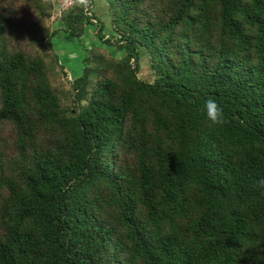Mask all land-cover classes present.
<instances>
[{"label":"trees","instance_id":"trees-1","mask_svg":"<svg viewBox=\"0 0 264 264\" xmlns=\"http://www.w3.org/2000/svg\"><path fill=\"white\" fill-rule=\"evenodd\" d=\"M101 1L69 79L55 0H0V264H264V0Z\"/></svg>","mask_w":264,"mask_h":264},{"label":"rangeland","instance_id":"rangeland-1","mask_svg":"<svg viewBox=\"0 0 264 264\" xmlns=\"http://www.w3.org/2000/svg\"><path fill=\"white\" fill-rule=\"evenodd\" d=\"M62 1L63 0H55V7L51 11L49 17V22L54 29H61L62 27V23L60 21L61 13L59 14L57 12L58 7L60 6V3ZM100 17L101 22L105 24L103 31L108 32L110 30V26L108 24V17L104 14H101ZM51 41L53 50L57 54L60 63L64 65L65 71L69 79H72L81 73L85 57L88 55V48L90 46L92 47L95 45H101L105 47L115 57H119L123 54V51L100 43L95 34L94 25L90 24L85 26V31L79 38L73 37L69 33L61 30L53 35ZM150 69L151 68L149 67L147 58L142 55L140 59V69L138 72L139 77L151 80L153 76Z\"/></svg>","mask_w":264,"mask_h":264},{"label":"clouds","instance_id":"clouds-1","mask_svg":"<svg viewBox=\"0 0 264 264\" xmlns=\"http://www.w3.org/2000/svg\"><path fill=\"white\" fill-rule=\"evenodd\" d=\"M204 111L208 119L214 123L219 124L223 120V108L215 99H207L204 104ZM258 183L264 186V178H261Z\"/></svg>","mask_w":264,"mask_h":264},{"label":"crops","instance_id":"crops-1","mask_svg":"<svg viewBox=\"0 0 264 264\" xmlns=\"http://www.w3.org/2000/svg\"><path fill=\"white\" fill-rule=\"evenodd\" d=\"M96 2H94L93 5H91L92 9L94 10V12L97 14V16L100 17L101 14H104L106 16V13H105V6L103 4V2L101 0H95ZM101 18V17H100ZM91 25V24H90ZM61 29H57V32L58 31H61ZM63 31V30H62ZM85 31V30H84ZM91 47V46H90ZM89 47V48H90ZM88 48V49H89Z\"/></svg>","mask_w":264,"mask_h":264},{"label":"built area","instance_id":"built-area-1","mask_svg":"<svg viewBox=\"0 0 264 264\" xmlns=\"http://www.w3.org/2000/svg\"><path fill=\"white\" fill-rule=\"evenodd\" d=\"M72 3V0H63L58 7L57 12L60 14L61 10L67 8Z\"/></svg>","mask_w":264,"mask_h":264}]
</instances>
